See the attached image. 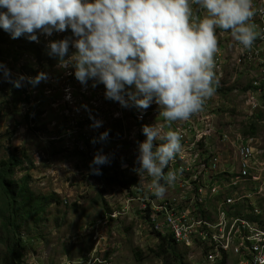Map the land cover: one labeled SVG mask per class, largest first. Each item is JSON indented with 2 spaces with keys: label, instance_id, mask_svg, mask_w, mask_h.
<instances>
[{
  "label": "built area",
  "instance_id": "obj_1",
  "mask_svg": "<svg viewBox=\"0 0 264 264\" xmlns=\"http://www.w3.org/2000/svg\"><path fill=\"white\" fill-rule=\"evenodd\" d=\"M190 6L191 22H199L206 10L195 4ZM253 8L256 15L252 23L258 35L250 49H244L231 30H216L218 51L214 71L219 84L202 111L187 121L168 122L154 102L146 110L124 108L105 98L103 84L93 88V81L89 80L85 87L74 80L75 94L87 100L89 115L82 127L78 126L84 119H75L71 124L74 120L71 117L73 144L75 147L84 144L89 151L73 152L82 155L90 168L103 171V176L95 177L102 184L105 178L113 176L109 171L115 170L120 175L119 181L114 182L118 186L108 189L110 198L118 200L119 209L107 213L101 224L114 221L118 215L129 216L142 232L196 253L195 259L190 254L195 264H259L264 260V225L258 218L261 210L254 202L255 198H264V145L253 125L260 119L249 121V129L243 135L233 126L225 128L229 122L224 117L226 96L239 94L248 101L264 97V0H253ZM53 34L55 40L72 36L70 29ZM73 51L70 47L69 54ZM221 82L245 83L231 88ZM100 103L104 104L103 113ZM97 121L101 122L98 126ZM261 121L264 122L263 118ZM145 124L160 126L163 132L177 131L182 136V151L164 170L165 174L175 171L177 179L171 185L161 180L167 189L162 198L153 193V177L139 170L136 162L138 143L146 139L142 132ZM112 125L115 130H111ZM105 131L107 138L101 140L100 134ZM97 153L108 156L109 162L93 164ZM119 157L118 168L114 161ZM20 236L25 243L26 237ZM102 238L97 232L95 239ZM96 262L112 264L104 260Z\"/></svg>",
  "mask_w": 264,
  "mask_h": 264
},
{
  "label": "clouds",
  "instance_id": "obj_2",
  "mask_svg": "<svg viewBox=\"0 0 264 264\" xmlns=\"http://www.w3.org/2000/svg\"><path fill=\"white\" fill-rule=\"evenodd\" d=\"M191 4L206 10L199 22H191ZM255 15L253 0H0V28L12 39L25 36L39 43L38 33L50 37L70 29L72 36L47 44L58 67L74 69L85 87L89 80L93 88L103 84L105 98L124 108L146 110L154 102L170 123L189 120L215 95L216 30H231L250 49L258 35ZM27 79L36 85L47 75ZM10 82L21 86L20 79ZM142 132L146 139L138 143V169L153 177V193L162 198L167 189L161 180L171 185L177 179L175 171L164 170L182 151V136L155 124L143 125ZM107 135L101 133L100 139ZM108 162L97 153L92 163ZM93 171L100 174L98 168Z\"/></svg>",
  "mask_w": 264,
  "mask_h": 264
},
{
  "label": "rangeland",
  "instance_id": "obj_3",
  "mask_svg": "<svg viewBox=\"0 0 264 264\" xmlns=\"http://www.w3.org/2000/svg\"><path fill=\"white\" fill-rule=\"evenodd\" d=\"M38 35L47 44L55 40L54 34ZM2 38L6 40L0 42L3 65L0 67V160L10 153L24 152L32 167L26 168L24 162L21 168L10 170L9 179L17 181L26 174L29 193L42 196L55 193L60 201L29 211L20 222L19 232L26 237L24 264H94L93 260L112 264H164L163 258L153 252L160 241L142 232L133 218L118 215L114 221L101 224L107 213L119 209L118 200L110 198L108 189L118 186L114 182L119 181L120 175L115 170L109 171L115 181L105 178L102 184L98 180L100 176H91L90 163L73 152L74 149L89 151L84 144L74 146L70 128L72 118L71 124L75 119H84L78 127L85 125L89 111L87 100L75 94L76 78L72 69H61L58 61L53 65L36 61L21 51L18 38L12 39L10 34ZM40 72L46 73L47 79L36 85L29 83L27 78ZM17 79L20 87L10 82ZM221 83L234 88L245 82ZM225 99L224 117L229 122L225 128L233 126L244 135L249 129L248 122L260 119L253 125L264 145V122L261 121V118L264 120V97L248 101L234 94ZM100 108L103 113V103ZM111 130H115L114 125ZM124 162L122 159V165ZM114 163L119 168L121 157ZM102 172L99 175L103 176ZM254 202L261 210L258 218L264 225V198H255ZM97 232L103 236L101 241L95 239ZM175 250L183 264H195L196 253L182 246H175Z\"/></svg>",
  "mask_w": 264,
  "mask_h": 264
},
{
  "label": "trees",
  "instance_id": "obj_4",
  "mask_svg": "<svg viewBox=\"0 0 264 264\" xmlns=\"http://www.w3.org/2000/svg\"><path fill=\"white\" fill-rule=\"evenodd\" d=\"M9 34L8 32L6 35ZM0 28V42H5L6 36ZM21 51L31 55L36 61L54 64L58 58L48 55L45 42L40 37L39 43L29 41L25 36L18 38ZM54 61H51L53 60ZM20 158V159H19ZM6 159V160H5ZM26 162L27 167H32V162L24 152L20 155L10 153L0 160V263L1 264H24V240L20 236V222L26 214L32 210H41L46 205L58 203V196L50 193L48 196L34 195L26 190L28 175L20 177L17 181L10 180V170L21 168ZM92 177H99L92 170ZM114 182L115 179L108 178ZM175 246L170 240L163 239L155 249V256L163 258L164 264H183Z\"/></svg>",
  "mask_w": 264,
  "mask_h": 264
},
{
  "label": "bare ground",
  "instance_id": "obj_5",
  "mask_svg": "<svg viewBox=\"0 0 264 264\" xmlns=\"http://www.w3.org/2000/svg\"><path fill=\"white\" fill-rule=\"evenodd\" d=\"M20 159V158H19ZM6 160V159H5ZM88 168H90V167H88ZM123 216V215H122ZM124 217V216H123ZM128 217V216H127ZM129 220V219H128ZM124 224H126V223H124ZM116 226V225H115ZM126 226V225H125ZM104 227V226H103ZM105 228V227H104ZM116 229V228H115ZM92 231V230H91ZM113 231H114V229H113ZM89 234H91V233H89ZM114 234V233H113ZM112 234V235H113ZM93 235V234H92ZM96 235V234H95ZM93 239V238H92ZM125 240H126V238H125ZM93 243H96V240H95V242H93ZM125 243V242H124ZM95 245V244H94ZM93 251V250H92ZM44 258V257H43ZM45 259V258H44ZM140 259V258H139ZM142 259V258H141ZM138 260V259H137ZM95 264H97V262L95 263Z\"/></svg>",
  "mask_w": 264,
  "mask_h": 264
}]
</instances>
